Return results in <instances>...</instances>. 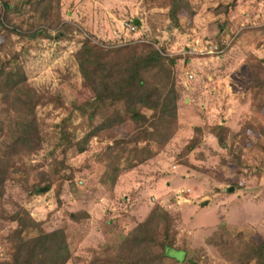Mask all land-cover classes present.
<instances>
[{"label":"rangeland","instance_id":"1","mask_svg":"<svg viewBox=\"0 0 264 264\" xmlns=\"http://www.w3.org/2000/svg\"><path fill=\"white\" fill-rule=\"evenodd\" d=\"M0 1L21 10L1 19L0 67L23 69L36 95L40 139L35 151L3 165L0 261L15 228L8 217L20 208L41 232L63 230L71 255L66 264L147 257L144 233L143 249L124 248L120 241L133 237L158 208L168 220L159 222L149 253L166 244L168 257L187 256L162 264H254L244 247L264 238V0H188L193 15L179 10L177 26L167 17L169 0H48L35 11L26 0ZM133 21L136 30L127 33L122 23ZM88 38L103 47L151 46L171 62L178 94L176 132L166 150L120 172L113 186L106 148L132 133L128 120L91 138L80 154H63L57 139L59 129L73 140L89 129L85 115L92 109L83 105L92 94L73 58ZM201 47L221 53L201 54ZM35 188L46 190L34 194ZM180 189L189 190L183 194L188 202L176 203ZM221 222L228 231L223 250L204 244Z\"/></svg>","mask_w":264,"mask_h":264},{"label":"trees","instance_id":"2","mask_svg":"<svg viewBox=\"0 0 264 264\" xmlns=\"http://www.w3.org/2000/svg\"><path fill=\"white\" fill-rule=\"evenodd\" d=\"M46 1L48 0H26L24 4L30 5L35 11ZM179 10L189 16L193 15L188 0H169L167 17L173 26H177ZM10 12L21 13V10L0 1V23ZM73 58L83 85L92 94V98L83 105L92 109L85 115L89 129L78 140L67 137V134L59 129L57 139L64 147L63 154L69 150L80 154L86 150L91 138L102 131L119 127L128 120L133 126L132 133L130 131L128 137L114 140L111 146L106 148L107 161L111 164V169L109 168L106 175L110 186H113L120 172L131 170L154 158L164 150L163 147L176 132L178 94L172 76V65L149 45L103 47L89 38L80 42ZM35 99V92L26 84L21 67H0V191L6 172L3 168L6 160L31 153L39 145L33 103ZM80 108L81 106H73L76 110ZM115 108H119V111ZM109 109L116 114L108 115L106 111ZM161 120H164L166 125L161 126ZM217 129L222 130L221 127ZM215 138L218 145L223 147L220 137L216 135ZM33 192L39 194L37 188ZM71 218L74 220V214ZM8 219L14 222L15 228L7 239V258L0 261V264H66L70 260V251L62 229L41 232L38 229L39 223L33 221L22 208L16 210ZM167 220V214L156 208L133 230L136 233L133 237L129 235L125 237L127 239L120 241L124 248L126 244L130 249H139L142 246L139 243L145 239L144 242L148 245V248L144 247L147 257L143 254L133 258L103 256L100 260L104 261V264H162L164 259L175 263L186 260V251H182L181 261L168 257L165 254L168 248L166 244L160 246L161 251L158 254L149 253L154 244H149V241H152L159 222ZM35 229L36 235L25 236L27 231ZM142 233L146 237L140 241ZM227 234L228 231L221 222L216 226V230L204 239V244L223 250V237ZM244 248L250 261L254 264H264V238Z\"/></svg>","mask_w":264,"mask_h":264},{"label":"built area","instance_id":"3","mask_svg":"<svg viewBox=\"0 0 264 264\" xmlns=\"http://www.w3.org/2000/svg\"><path fill=\"white\" fill-rule=\"evenodd\" d=\"M122 27H123V29H125V31L127 33H134L135 30H136V25L134 23H132V22H128V23L127 22H123L122 23ZM195 49H196L195 47L192 48L191 49V52H194ZM199 53L205 54V55H211L212 53H215V54L221 53V51H219V50H217L215 48L210 49L208 47H201ZM192 78H193V75L192 74H187L186 75V79L187 80H191ZM188 193H189V190L188 189H180V190H178L175 193V201H176V203H180V202L186 203V202H188L187 201L188 198H185L183 196V194H186L187 195Z\"/></svg>","mask_w":264,"mask_h":264},{"label":"crops","instance_id":"4","mask_svg":"<svg viewBox=\"0 0 264 264\" xmlns=\"http://www.w3.org/2000/svg\"><path fill=\"white\" fill-rule=\"evenodd\" d=\"M91 21H92V19H91ZM136 25V24H135ZM90 26V25H89ZM92 26V25H91ZM89 27V29H91L90 30V32H92V33H94V34H99V33H96L95 31H97V29L95 28V27ZM99 36H100V34H99ZM214 82V81H213ZM219 86H221L220 84H219ZM164 150H166V149H164ZM213 153L214 152H216V149H213V151H212ZM203 153H204V155H207L204 151H203ZM226 191H227V189H225Z\"/></svg>","mask_w":264,"mask_h":264},{"label":"water","instance_id":"5","mask_svg":"<svg viewBox=\"0 0 264 264\" xmlns=\"http://www.w3.org/2000/svg\"><path fill=\"white\" fill-rule=\"evenodd\" d=\"M133 23L136 24L137 21H133ZM45 190H46L45 188H43V189H39V193H42V192L45 191ZM227 191H228V192H231L232 190H231V188H228Z\"/></svg>","mask_w":264,"mask_h":264}]
</instances>
